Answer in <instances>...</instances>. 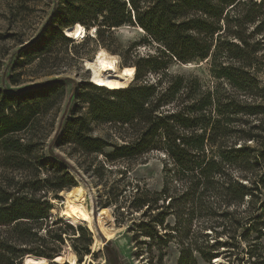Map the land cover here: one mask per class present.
Masks as SVG:
<instances>
[{
	"label": "trees",
	"instance_id": "obj_1",
	"mask_svg": "<svg viewBox=\"0 0 264 264\" xmlns=\"http://www.w3.org/2000/svg\"><path fill=\"white\" fill-rule=\"evenodd\" d=\"M75 23L98 35L136 25L156 51L137 59L126 87L83 83L90 90L77 98L87 115L73 108L56 145L74 144L108 162L162 152L161 190L133 198V207L150 215V224L141 222L143 235L153 239L171 213L176 223L168 229L181 245L177 264H197L194 251L210 262L221 247L227 264H264V0H56L43 33L20 56L30 63L54 41L75 40L65 34ZM171 61H205L214 81L203 85L194 74H169ZM148 73L156 79L146 81ZM66 79L19 87L16 77L11 87L0 86V264H22L27 254L43 258L42 264L62 263L63 234L74 230L78 236L68 238L84 241L71 244L78 261L90 253L83 226L50 214L48 195L59 199L76 185L73 175L64 163L37 153L38 143L25 133L36 114L63 99ZM92 122L117 125L127 140L92 135ZM170 187L178 193L169 196ZM195 217L203 218L196 234ZM206 227L226 239L200 240Z\"/></svg>",
	"mask_w": 264,
	"mask_h": 264
},
{
	"label": "rangeland",
	"instance_id": "obj_2",
	"mask_svg": "<svg viewBox=\"0 0 264 264\" xmlns=\"http://www.w3.org/2000/svg\"><path fill=\"white\" fill-rule=\"evenodd\" d=\"M55 4L56 0H0V34L3 36L0 39V86L11 87L9 80L16 77L19 79V87L67 78L64 82L66 90L63 99L46 114H36L33 128L25 132L38 143L37 153H43L50 163L66 165L76 181L75 186L83 188L82 203L94 215L95 233L83 226L92 240L90 253L82 255L79 262L71 244L81 247L84 241L77 242L75 238H68L77 237L80 233L76 230L68 231V234H63L65 244L61 249L66 252V258L58 264H70L67 260L69 248L76 257L75 264H177L181 245L178 243L179 238L168 229L176 223L174 216L171 213L165 216L162 226L157 227V234L152 239L143 235L141 226V222L149 223L150 215H143L144 209L137 210L133 207V198L137 194H151L161 190L165 159L162 152L151 151L137 158L108 162L103 155L82 152L74 144L56 145L73 108L78 109V114L87 115L85 101L77 98L78 92L90 90L88 87L82 89L83 83L95 85L89 78L90 71L86 69L85 61L93 58L97 50L104 48L110 54L116 55L121 68L131 66L135 69L137 59L154 54L155 46L136 25L124 24L100 35L94 32L93 27H84L87 33L84 39L56 40L44 56L35 57L27 63V58L20 54L22 51H29L43 33ZM166 71L172 75H197L203 85H211L214 81L205 61L187 64L171 61ZM156 76L148 73L145 80L154 81ZM119 130L114 124L91 123V134L106 138L110 142L127 140L118 134ZM177 193L175 188H169V196ZM58 195L59 199L48 195L53 219L62 217L61 210L65 206L63 196L60 192ZM158 204H163V201H158ZM156 211L152 210V215ZM101 213L106 214L105 219L100 216ZM202 220L201 217L191 219L192 233H197ZM216 229L220 230L221 227ZM202 232V241L207 239L209 243H213L226 239L225 234L215 236L208 227ZM164 233L171 236L164 237ZM157 235L163 240H158ZM261 242L264 251V237ZM225 249L221 247L217 257L210 262L203 260L195 251L193 255L197 264H227ZM44 262L43 260L42 263Z\"/></svg>",
	"mask_w": 264,
	"mask_h": 264
},
{
	"label": "bare ground",
	"instance_id": "obj_3",
	"mask_svg": "<svg viewBox=\"0 0 264 264\" xmlns=\"http://www.w3.org/2000/svg\"><path fill=\"white\" fill-rule=\"evenodd\" d=\"M65 34L72 38L84 37L87 33L83 25L75 23L65 29ZM85 67L90 71L89 78L97 86H105L111 89L126 87L134 78V67H120L116 55L110 54L104 48H100L94 54V57L85 61ZM65 203L61 210V216L74 225L88 227L95 233L96 229L93 223V212L82 203L83 188L73 186L67 190L60 191ZM106 218L105 213L100 215ZM94 245V244H93ZM75 255L69 248L67 260L70 264H75ZM44 259L41 257L27 256L28 264H41Z\"/></svg>",
	"mask_w": 264,
	"mask_h": 264
},
{
	"label": "water",
	"instance_id": "obj_4",
	"mask_svg": "<svg viewBox=\"0 0 264 264\" xmlns=\"http://www.w3.org/2000/svg\"><path fill=\"white\" fill-rule=\"evenodd\" d=\"M29 255H31V254H27V255L22 257V259H21L22 264H27L26 257ZM31 256H34V255H31ZM34 257H38V256H34ZM46 260H47V264H50L51 262H55L54 260H49V259H46Z\"/></svg>",
	"mask_w": 264,
	"mask_h": 264
}]
</instances>
